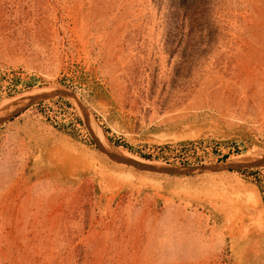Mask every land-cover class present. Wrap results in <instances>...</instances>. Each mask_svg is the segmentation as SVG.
Returning a JSON list of instances; mask_svg holds the SVG:
<instances>
[{"label": "rangeland", "instance_id": "obj_1", "mask_svg": "<svg viewBox=\"0 0 264 264\" xmlns=\"http://www.w3.org/2000/svg\"><path fill=\"white\" fill-rule=\"evenodd\" d=\"M56 87L94 136L64 96L0 121V264H264V166L102 149L264 155V0H0V113Z\"/></svg>", "mask_w": 264, "mask_h": 264}, {"label": "water", "instance_id": "obj_2", "mask_svg": "<svg viewBox=\"0 0 264 264\" xmlns=\"http://www.w3.org/2000/svg\"><path fill=\"white\" fill-rule=\"evenodd\" d=\"M50 96L69 97L79 109L85 125L87 126L90 133L94 136L93 128L95 129L96 126L94 117L90 114V112L86 109V107L80 102V100L76 97V95L67 87H56L53 89L42 90L23 96L19 100V103L14 108L0 113V121L12 116L17 111L26 107L27 105H30L38 100ZM102 149L111 158L123 162L127 165H130L137 170L153 172V173H162V174L185 175V174H197L203 172H213V171L252 167V166H264V155L231 160V161L211 163V164H197V165L160 164V163H150V162H144V161L132 159L117 151L110 144L108 149H104V148Z\"/></svg>", "mask_w": 264, "mask_h": 264}, {"label": "trees", "instance_id": "obj_3", "mask_svg": "<svg viewBox=\"0 0 264 264\" xmlns=\"http://www.w3.org/2000/svg\"><path fill=\"white\" fill-rule=\"evenodd\" d=\"M33 79V77H29V79L26 81V83H27V85H30V84H32V82H31V80ZM125 146H126V144H125ZM143 156H148L147 155V153H141ZM222 157L224 158V157H226V155L225 154H222ZM250 170V169H249Z\"/></svg>", "mask_w": 264, "mask_h": 264}, {"label": "bare ground", "instance_id": "obj_4", "mask_svg": "<svg viewBox=\"0 0 264 264\" xmlns=\"http://www.w3.org/2000/svg\"><path fill=\"white\" fill-rule=\"evenodd\" d=\"M142 160V159H141Z\"/></svg>", "mask_w": 264, "mask_h": 264}]
</instances>
